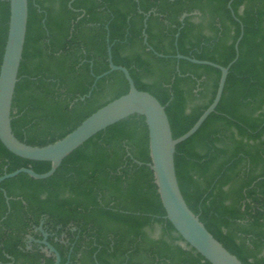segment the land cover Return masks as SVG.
<instances>
[{"label":"trees","instance_id":"obj_1","mask_svg":"<svg viewBox=\"0 0 264 264\" xmlns=\"http://www.w3.org/2000/svg\"><path fill=\"white\" fill-rule=\"evenodd\" d=\"M146 14L153 51L143 42ZM9 16V1L0 0V66ZM241 26L220 102L177 145L174 161L181 194L206 230L242 264H264V0H28L13 134L30 146L52 144L127 94L120 72L96 80L109 70L110 45L113 64L165 107L179 138L212 103L220 71L175 56L226 67ZM150 162L145 119L133 115L73 151L49 178L3 181L0 264L39 263L38 252L23 249L41 220L76 228L77 264H210L165 219ZM28 167L44 174L51 163L21 159L0 142V177Z\"/></svg>","mask_w":264,"mask_h":264},{"label":"water","instance_id":"obj_2","mask_svg":"<svg viewBox=\"0 0 264 264\" xmlns=\"http://www.w3.org/2000/svg\"><path fill=\"white\" fill-rule=\"evenodd\" d=\"M8 1L10 6L8 33L0 66V142L11 154L27 161L49 162L51 163V168L44 174H37L29 167L20 168L0 177V184L22 173L36 180L47 179L54 174L67 156L96 134L133 115L142 116L145 119L148 131V146L151 160L148 167L153 172L160 201L166 214L165 219L170 222L183 242L210 264H242L237 257L229 253L206 230L199 217L187 206L178 185L174 157L177 145L193 136L209 115L215 112L222 97L229 70L239 57L238 46L243 36V26H241V35L235 43V58L226 67L179 54L175 56L177 60H185L194 65L209 66L220 71L218 87L212 103L202 113L191 129L181 137L173 138L165 107L151 94L137 90L129 71L125 67L113 64L111 46L108 45L107 61L109 70L96 77V80L112 72H120L128 83V93L97 110L61 140L46 146L36 147L19 141L14 136L11 128L12 102L18 82V72L27 31L28 0ZM231 2L228 4L229 9H231ZM148 16L149 14H146L143 21L142 35L147 49L153 51L148 45L145 32ZM185 17L186 14L181 17V21ZM177 38L178 34L176 35ZM155 54L158 57H163L157 53ZM81 100H84V97ZM39 229L41 230V227ZM43 237L46 239L47 235L43 234ZM41 243L55 255L56 264H58L60 257L56 250L46 240Z\"/></svg>","mask_w":264,"mask_h":264},{"label":"flooded vegetation","instance_id":"obj_3","mask_svg":"<svg viewBox=\"0 0 264 264\" xmlns=\"http://www.w3.org/2000/svg\"><path fill=\"white\" fill-rule=\"evenodd\" d=\"M40 227L41 230L39 229ZM75 233L76 228L74 227H67L64 230H61L60 226H56V228L53 229L45 226L44 220H41L40 224L37 227L33 226L31 231H29L25 236V247L23 250L38 252L40 259H38L39 263L37 264H56L55 255L41 243L46 240V242L59 254L60 261L58 264H77L80 254H75L74 260H72L71 257L78 239V235ZM43 234L47 235L46 239H44ZM11 261L12 262L10 264L13 263V260ZM20 263L21 261L17 262V264Z\"/></svg>","mask_w":264,"mask_h":264},{"label":"rangeland","instance_id":"obj_4","mask_svg":"<svg viewBox=\"0 0 264 264\" xmlns=\"http://www.w3.org/2000/svg\"><path fill=\"white\" fill-rule=\"evenodd\" d=\"M154 234L155 235H158L159 234V230H156Z\"/></svg>","mask_w":264,"mask_h":264}]
</instances>
